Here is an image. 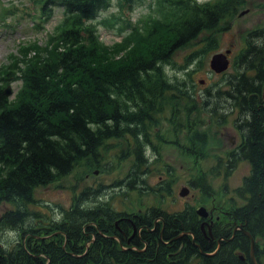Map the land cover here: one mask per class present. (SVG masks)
<instances>
[{
	"label": "trees",
	"instance_id": "trees-1",
	"mask_svg": "<svg viewBox=\"0 0 264 264\" xmlns=\"http://www.w3.org/2000/svg\"><path fill=\"white\" fill-rule=\"evenodd\" d=\"M113 1L35 0L40 22L44 19L48 23L55 7L63 10L62 21L45 47H21L20 57L13 56L8 68H0V207L13 206L0 216V230L18 234L13 243L0 242V264H253L251 240L243 231L230 240L240 225L255 238L256 260L264 264V26L246 34L245 46L233 63L236 72L225 75L224 89L216 95L209 90L204 94L215 98L213 107L224 102L230 111L242 114L239 128L244 142L236 151V162L247 161L251 171L234 193L243 204L234 202L225 208L228 216L205 231L194 205L176 213L153 208L150 217L159 213L148 222L150 229L143 230L130 246L120 235L123 246L97 230L115 233L114 220L125 213L113 209L111 202L86 207L84 196H75L72 208L47 225H28L37 213L29 206L36 202L38 188L62 180L87 159L100 162L99 151L105 143L129 137L140 126H151L153 115L169 100L190 103L188 118H182L184 125L196 123L193 115L201 109L218 113V109L208 108L209 101L198 103L188 89L194 84L189 85L184 78L171 79L165 66L171 65L178 50L205 32L227 29L229 24H224L248 0H159L166 13L163 20L151 29L148 25L144 32L139 24L125 20L119 26L118 33L124 36L121 42L108 48L99 41V25L113 28L121 17L114 14L100 22L98 19ZM118 2L120 10H133L136 3ZM13 12L3 6L2 22L14 16ZM127 29L132 32L127 33ZM216 45V36L205 37L204 53ZM124 49L128 50L125 59L107 65L108 53ZM32 52L35 55L31 56ZM186 74L190 77L192 72ZM15 82H20V88L11 98L6 90ZM193 135L189 147L197 150L204 136ZM135 154L141 168L142 149L136 148ZM140 172L145 173L139 169L124 185L135 189L136 173ZM200 180L198 186L207 192L209 187ZM103 188L90 191L99 194ZM94 197L100 196H88L89 200ZM159 215L165 222L150 231ZM92 235L95 242L87 246ZM220 239L223 241L217 250Z\"/></svg>",
	"mask_w": 264,
	"mask_h": 264
},
{
	"label": "rangeland",
	"instance_id": "rangeland-1",
	"mask_svg": "<svg viewBox=\"0 0 264 264\" xmlns=\"http://www.w3.org/2000/svg\"><path fill=\"white\" fill-rule=\"evenodd\" d=\"M118 1L114 0L112 7L103 12L98 19L100 22L103 19L111 18L114 14L121 17L120 20L114 22L113 28L99 25V41L108 48H113L115 43L121 42L124 36L120 35L119 26L125 20L131 21L134 26L136 23L139 24L137 27L141 32H144L148 25V29H151L155 23L163 20V17L166 16L165 9L159 0H134L136 3L133 4V10H128L127 7L120 10ZM3 6L7 10L14 11V16L9 17L6 22H2L0 17V68H8L13 62V56L20 57L21 47L32 44L45 47L50 36L56 32L64 14L61 8L55 7L51 19L45 24L44 19L41 22L38 19L40 17L39 6L35 0H0V12ZM245 11L248 13L241 16ZM226 24H229L227 29L220 32H205L191 45L178 50L173 56L171 65L165 66V71L171 79L184 78L189 80V85L194 84L188 89L190 94L196 95L198 103L209 101L208 108H216L218 113L205 112L201 109L200 113L195 112L193 115L196 117L194 118L196 123H186L185 125H189V127H185L182 118H188L189 114L186 109L190 103L175 98L173 101L169 100V104L159 107L157 113L153 115L151 126H144V128L140 126L135 128L133 135L128 134L129 137L111 139L105 143L99 151L100 162L96 163L94 160L87 159L62 180L38 188L34 195L36 202L29 206V210L32 213L37 212L39 215L36 213V216H31L28 225L39 227L47 225L50 219L59 218L63 210L71 209L75 202V196H84L82 204L86 207H94L97 202L89 200L88 196L99 195L104 201L111 202L113 209L129 212L158 208L163 213H174L191 205H194L196 209L205 207L208 210L216 205L215 209L221 212L235 203L240 204V201L235 198L234 192L250 175L251 166L248 162H240L237 168L231 170L227 175L226 166L219 162V158L225 152L233 149L234 143L237 144L241 138L237 121L238 111H230L231 107L224 102L213 107L212 100L215 98H207L204 94L209 90L212 95H216L217 90L225 87V75L235 74L233 62L245 46L246 34L264 26V0H248V3L239 10L237 15L230 18L224 25ZM130 31L132 32L127 29L126 32ZM210 36L217 37V45L213 51H208L205 54L203 40ZM125 50L117 54L108 53L110 61L107 65L125 59L128 54V50ZM227 50L232 51L231 67L225 74L217 75L210 69V60L213 55L224 53ZM30 55H35V52ZM188 71L192 72L190 77H188L190 73L186 74ZM19 88L20 82L10 85L7 88L9 97L13 98ZM175 117L178 119V124L174 122ZM193 133L204 136L198 142L197 150L189 147L192 145L190 137L194 136ZM138 147L144 154V165L141 168L137 164L136 158L132 157ZM149 158H153V160L151 165L147 166L146 161ZM139 169L145 173H136L135 189L132 190L124 184H128L133 178V174ZM211 170L213 174L210 172ZM145 174L147 176L143 177ZM210 174L212 175L210 176ZM200 178L202 181L204 180L205 186L209 187L207 192L199 186L195 188L192 186L191 182ZM142 180L144 183L141 182ZM201 180L200 182H202ZM167 183H170L169 190L161 191ZM99 186L104 187L99 194L90 191L98 189ZM185 187L188 188L189 194L187 197H181L180 193ZM88 190L90 193L85 196L83 193ZM233 198L235 199L232 200ZM10 209H13L12 205H2L0 216ZM94 237L92 235L87 246L95 242ZM17 240L16 231L0 230V242L9 244Z\"/></svg>",
	"mask_w": 264,
	"mask_h": 264
},
{
	"label": "flooded vegetation",
	"instance_id": "flooded-vegetation-1",
	"mask_svg": "<svg viewBox=\"0 0 264 264\" xmlns=\"http://www.w3.org/2000/svg\"><path fill=\"white\" fill-rule=\"evenodd\" d=\"M240 118H242V114L240 112H238V120L237 121H238V130H240L239 133L241 134L240 135L241 136L240 140H238L237 144L234 143V148L233 149H231L228 152H225V154L222 157L219 158V162L226 166L225 171H226L227 175H229L231 170L236 169L237 166L240 164V162H243V163L247 162V161H244V160L236 162V151H239V149L241 148V146H242V144L244 142V138L242 136V134H243L242 130L239 128V126H240V122H239ZM176 122L178 124V119L177 118L175 119V123ZM154 150L158 154L157 150L156 149H154ZM132 157L136 158V155L134 154V156L132 155ZM152 160H153V158L147 159L146 164L150 165ZM146 176H147V174H145L143 177H146ZM196 180H194L192 182H195ZM192 182H191V184H192ZM194 185L196 186V182L194 183ZM169 186H170V183L165 184L162 187L161 191H163V190L164 191H168L169 190ZM159 189H161V188H159ZM94 200H96L97 205H99L101 203H103V204L108 203L107 201H104V199L102 197H95ZM239 201H240V203L243 202L241 199H239ZM215 207H216V205L211 210H209L208 220H209V222L211 223L212 226L215 224V221H220L222 216H226V217L228 216L227 212H225L224 210H222L221 212H217L215 210ZM150 211H151L150 208H148L146 210H141L140 209V210H138V212L137 211L136 212L135 211H132V212L119 211V212H124L126 216H122V217L116 218L114 220V224H115V228H116V232H117V233L115 232L116 234L112 233V232L109 233V234H103V230H101L99 227H97V230H98L99 234H102V236H106V237L117 239L119 241V244L121 246H123L122 240L118 239V235H120L123 238V240L126 241V245L130 246V244L132 243V240L134 238H136V237L140 238L141 237V233L143 232V230L150 229L148 222H150L151 219L154 218L159 213V211H156V214H154V215H152L150 217V213H151ZM174 213H176V212H174ZM218 213H221V214H218ZM137 222L140 223V225H137L136 224ZM160 222L164 223L165 220H164L163 217H161L159 215L158 218L155 220V227L152 228V230H150V231L154 232L156 227H157V224L160 223ZM164 229H165V224H162V233H163ZM234 234H236V233H234V231H233V235ZM95 239L96 238L94 237V240Z\"/></svg>",
	"mask_w": 264,
	"mask_h": 264
},
{
	"label": "water",
	"instance_id": "water-1",
	"mask_svg": "<svg viewBox=\"0 0 264 264\" xmlns=\"http://www.w3.org/2000/svg\"><path fill=\"white\" fill-rule=\"evenodd\" d=\"M247 13L248 12L245 11V12H243L241 14V16H244ZM231 53H232L231 50H227L224 53L221 52V53H217V54L213 55V57L210 60V68H211V70L213 72H215L216 74L225 73L230 67L229 56L231 55ZM201 84H204V82H201ZM7 94L9 95V91L7 92ZM188 194H189V190L187 188H184L181 191V193H180V195L182 197H186ZM196 211H197V214L203 219H207L209 217V212H208L207 208H205V207H200ZM208 226H209V223L207 221H204V223L202 224L203 230L205 231V228L208 227ZM238 229H242L244 234L251 240V259H252V263L253 264H258V262H257V260L255 258V238L248 231H245L242 226H239V228H236L234 233H236ZM209 233H210V231H209ZM222 240L223 239H220L218 241V243H219L218 250L221 247Z\"/></svg>",
	"mask_w": 264,
	"mask_h": 264
},
{
	"label": "bare ground",
	"instance_id": "bare-ground-1",
	"mask_svg": "<svg viewBox=\"0 0 264 264\" xmlns=\"http://www.w3.org/2000/svg\"><path fill=\"white\" fill-rule=\"evenodd\" d=\"M216 86H217V85H216ZM215 88H216V87H215ZM220 99H221V98H220ZM210 100H211V99H210ZM223 100H224V99H222V101H223ZM226 100H227V99H226ZM219 102H220V101H219ZM222 103H223V102H222ZM229 103H230V101H229ZM226 104H228V103H226ZM218 105H219V104H218ZM232 105H233V104H232ZM216 106H217V105H216ZM220 106H221V105H220ZM225 106H226V105H225ZM226 107H227V106H226ZM227 108H228V107H227ZM221 109H222V108H221ZM174 110H175V109H174ZM174 110H173V111H174ZM225 110H226V109H225ZM176 111H177V110H176ZM224 112H225V111H224ZM224 112H223V114H224ZM228 112H229V110H228ZM173 113H174V112H173ZM171 114H172V113H171ZM174 114H176V113H174ZM177 114H178V113H177ZM221 114H222V112H221ZM217 115H218V114H217ZM229 115H230V114H229ZM214 117H215V116H214ZM221 117H222V116H221ZM221 117H220V118H221ZM223 117H224V116H223ZM215 118H216V117H215ZM225 118H226V117H225ZM217 119H218V118H217ZM217 119H216V120H217ZM221 119H222V118H221ZM224 120H225V119H224ZM225 121H226V120H225ZM245 122L247 123V120H246ZM244 126H245V125H244ZM245 131H246V130H245ZM196 139H197V138H196ZM148 165H149V164H148ZM148 165H147V166H148ZM150 165H151V164H150ZM215 170H216V169H215ZM213 171H214V170H213ZM210 172H212V170H211ZM214 172H215V171H214ZM212 174H213V172H212ZM212 174H210V176H211ZM216 174L218 175V173H216ZM214 175H215V174H214ZM217 175H216V176H217ZM143 180H145V179L143 178ZM143 180H142V181H143ZM142 181H141V182H142ZM145 181H147V179H146ZM139 182H140V181H139ZM197 183H198V181H197ZM140 185H141V184H140ZM144 185H145V184H144ZM197 186H198V185H197ZM141 187H142V186H141ZM141 187H140V188H141ZM199 187H201V186H199ZM136 188H137V187H136ZM185 188H186V187H185ZM187 189H188V188H187ZM137 190H138V189H137ZM140 191H141V189H140ZM201 191H202V190H201ZM213 193H214V192H213ZM203 194H204V192H203ZM210 195H211V194H210ZM94 201H96V200H94ZM100 201H101V200H100ZM96 204H97V203H96ZM71 208H72V206H71ZM199 221H200V220H199ZM202 224H203V223H202ZM249 233H250V232H249ZM212 238H213V236H212ZM228 240H229V239H228ZM228 240H227V241H228ZM198 246L200 247V245H198ZM217 246H218V245H217ZM217 253H218V252H217ZM250 254H251V253H250ZM206 255H207V254H206Z\"/></svg>",
	"mask_w": 264,
	"mask_h": 264
}]
</instances>
